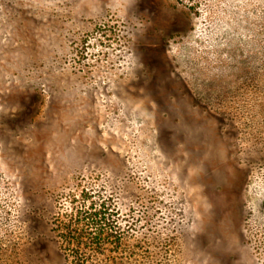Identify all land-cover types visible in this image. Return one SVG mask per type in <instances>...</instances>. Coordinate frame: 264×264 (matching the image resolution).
Instances as JSON below:
<instances>
[{"label": "rangeland", "instance_id": "obj_1", "mask_svg": "<svg viewBox=\"0 0 264 264\" xmlns=\"http://www.w3.org/2000/svg\"><path fill=\"white\" fill-rule=\"evenodd\" d=\"M91 205L86 264H264V0H0V264Z\"/></svg>", "mask_w": 264, "mask_h": 264}, {"label": "trees", "instance_id": "obj_2", "mask_svg": "<svg viewBox=\"0 0 264 264\" xmlns=\"http://www.w3.org/2000/svg\"><path fill=\"white\" fill-rule=\"evenodd\" d=\"M76 211L64 219L57 216L52 226L54 240L56 241L61 259L68 263L71 259L74 264H86L90 259L91 251L101 242L110 238V234L103 228L105 217L101 212ZM90 245L89 252L84 251ZM88 248V247H87Z\"/></svg>", "mask_w": 264, "mask_h": 264}]
</instances>
